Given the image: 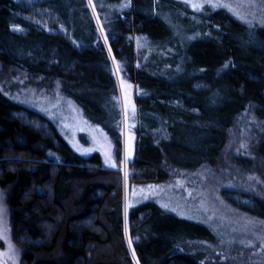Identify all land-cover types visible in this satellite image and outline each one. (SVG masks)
Listing matches in <instances>:
<instances>
[{"label": "trees", "instance_id": "obj_1", "mask_svg": "<svg viewBox=\"0 0 264 264\" xmlns=\"http://www.w3.org/2000/svg\"><path fill=\"white\" fill-rule=\"evenodd\" d=\"M170 2L0 0L3 72L21 75L27 87H58L84 123L107 135L119 160L125 117L135 143L130 166L139 183L165 180L168 167L217 166L236 120L251 115L260 126L248 142L251 155L233 161L264 181V27L205 8L193 15L202 37L189 40L190 12L180 18ZM37 9L50 10L66 34L48 33L26 19ZM14 25L26 32L12 30ZM215 27L220 32L212 33ZM105 42L122 85L135 87L133 96L123 95L134 104L124 113ZM122 185L121 173L107 169L99 153L76 154L42 111L0 88V187L8 193L23 264H134L126 247L115 245L124 237ZM221 194L238 211L264 218L262 198L234 190ZM159 214L151 203L129 211L132 236L157 221V237L134 243L138 263L204 264L200 254L177 247L212 239L209 229ZM101 248L106 251L99 253Z\"/></svg>", "mask_w": 264, "mask_h": 264}, {"label": "rangeland", "instance_id": "obj_2", "mask_svg": "<svg viewBox=\"0 0 264 264\" xmlns=\"http://www.w3.org/2000/svg\"><path fill=\"white\" fill-rule=\"evenodd\" d=\"M162 1H171L170 6L180 7L176 8L178 12L180 11L178 13L180 18H184L182 15L184 11L190 12L191 16H185L189 23H186V27L188 26L187 28L191 32L186 34L189 40L202 37L199 31L194 30L196 21L193 15H201L205 8L223 9L243 24L264 27V0ZM193 5H200V7L197 9ZM25 17L48 33L66 34L65 27L48 9L32 10ZM12 28L16 32H26V29L19 25H14ZM182 28L185 29V26ZM220 29L215 27L211 32L217 33L220 32ZM192 30L194 31L192 32ZM178 33L184 32L179 30ZM105 44L115 69L124 113L126 106L132 109L134 104L130 99L124 101L123 95L127 93L133 96L135 87L130 84L129 86L122 85L120 75L114 65L113 54L108 43L105 42ZM3 70V66L0 64V88L7 92L13 100L29 109L33 107L39 112L42 111L51 122L55 123L76 154L92 157L95 153H99L103 165L107 169L117 170L121 173L124 237L121 241L118 239L115 245L125 246L134 264H139L134 243L140 240L150 242L151 237H157L153 232L157 221L152 220L143 232L137 231L132 236L129 211L143 204L148 205V203L160 210L159 219L161 220L171 215L199 223L211 232L212 239L183 242L177 247V251L200 254L204 264H264V218L238 211L221 194L222 190L242 191L264 200V181L254 172L241 170L237 163L239 161H233L235 157L248 161L251 155L248 142L260 131L259 124L251 118V115L246 118L241 115L236 120L234 127L229 132V148L231 145V149H226L229 150L228 154L225 153L226 150L224 151L217 166L190 169L168 167V177L165 180L139 183L136 182L134 171L130 166L129 157L133 155L135 143L131 140L133 133H129L130 138H128L125 117L122 119L123 147L119 160L115 147L107 135L98 127L84 123L82 113L75 102L60 92L58 87L47 91L38 90L30 85L27 87L24 85L21 75L4 73ZM126 157H128L127 160ZM106 159L108 164H106ZM113 163L115 167L110 166ZM242 201L248 202L246 199ZM0 229L6 230V238L0 237V264H23L22 251L13 239L8 193L1 187ZM9 245H11V249ZM118 247L111 250L117 251ZM105 251L102 248L99 249V253Z\"/></svg>", "mask_w": 264, "mask_h": 264}, {"label": "snow or ice", "instance_id": "obj_3", "mask_svg": "<svg viewBox=\"0 0 264 264\" xmlns=\"http://www.w3.org/2000/svg\"><path fill=\"white\" fill-rule=\"evenodd\" d=\"M89 2H90V5H91V0H89ZM125 6H127V5H125ZM193 7L199 9L200 5H193ZM127 158L128 157H126V160H127ZM106 164H108V160L107 159H106ZM110 166L115 167V164L113 163ZM125 175L127 176V174H125ZM0 237L6 238V230L0 229ZM9 248L11 249V245H9Z\"/></svg>", "mask_w": 264, "mask_h": 264}, {"label": "bare ground", "instance_id": "obj_4", "mask_svg": "<svg viewBox=\"0 0 264 264\" xmlns=\"http://www.w3.org/2000/svg\"><path fill=\"white\" fill-rule=\"evenodd\" d=\"M164 2H165V1H164ZM158 4H159V3H158ZM158 4H156L155 6H157ZM160 4H161V3H160ZM178 4H179V3H178ZM178 4H177V5H178ZM181 4H182V3H181ZM185 5H187V4H185ZM185 5H184V6H185ZM158 6H159V5H158ZM160 7H162V6H160ZM165 7L168 8V6H166V5H165ZM182 7H183V6H182ZM182 7H181V8H182ZM185 7H187V6H185ZM154 8H155V7H154ZM162 8H163V7H162ZM167 8H166V10H167ZM176 8H177V7H176ZM179 8H180V7H179ZM179 8H177V9H179ZM152 9H153V8H152ZM155 9H156V8H155ZM168 9H169V8H168ZM158 10H159V9H158ZM160 10H162V9H160ZM166 10H162V11H166ZM169 10H170V9H169ZM169 10H168V11H169ZM150 11H151V13H153L152 10H150ZM174 12H177V11H174ZM179 12H180V11H179ZM179 12H178V13H179ZM184 12H185V11H184ZM156 13H157V12H156ZM159 14H160V12H159ZM162 14H163V13H162ZM162 14H161V15H162ZM155 15H156V14H155ZM182 15H183V14H182ZM151 16H152V15H151ZM156 16H157V15H156ZM158 16H159V15H158ZM150 18H151V17H150ZM152 18H153V17H152ZM188 24H189V23H188ZM192 24H193V23H192ZM189 26L191 27V25H189ZM201 26H202V25H201ZM11 27H12V26H11ZM187 27H188V26H187ZM196 27H197V25H196ZM192 28H193V26H192ZM12 30H13V28H12ZM195 30H196V29H195ZM193 31H194V30H192V32H193ZM18 33H19V32H18ZM190 33H191V32H190ZM174 35H175V34H174ZM178 57H179V56H178ZM177 60H178V58H177Z\"/></svg>", "mask_w": 264, "mask_h": 264}]
</instances>
